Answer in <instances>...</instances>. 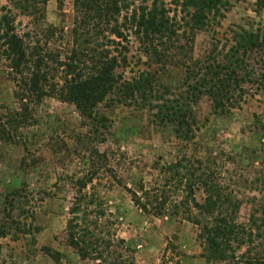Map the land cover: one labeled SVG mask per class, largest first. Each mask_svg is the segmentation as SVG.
<instances>
[{"label": "trees", "instance_id": "obj_1", "mask_svg": "<svg viewBox=\"0 0 264 264\" xmlns=\"http://www.w3.org/2000/svg\"><path fill=\"white\" fill-rule=\"evenodd\" d=\"M254 1L257 11L264 9V0ZM6 2L0 17V61L14 87L15 117L21 128L35 123V109L43 100L54 99L75 108L86 130L83 138L90 144L104 143L109 131L107 118L99 112L102 104L147 108L156 125L189 141L196 126L194 108L203 98L215 113H224L240 107L248 86L264 88V27L235 31L228 47L219 49V43H213L202 57L193 56L197 34L228 10L229 0H72L68 51L49 46L63 40V30L39 26L49 0ZM56 2L61 9L63 0ZM18 17L30 20L26 33H18ZM30 29L38 38L35 32L32 38ZM131 36L155 64L180 72L177 90L164 83L163 74L143 71L124 82L115 75ZM257 131L264 155V124ZM4 134L0 127V140ZM88 150L86 171L70 179L67 244L84 261L137 264L135 251L117 237L97 188L108 173L115 183L108 181L106 189L118 182L111 169L113 155ZM157 170L153 187L140 184L138 192L128 190L143 215L194 226L200 258L206 264H264V203L253 206L247 223H240L241 203L224 182L221 163L214 158L182 157ZM22 191H11L10 207L25 200ZM197 191L205 195L202 204L195 200ZM44 254L53 264H61L59 253L44 249Z\"/></svg>", "mask_w": 264, "mask_h": 264}, {"label": "rangeland", "instance_id": "obj_2", "mask_svg": "<svg viewBox=\"0 0 264 264\" xmlns=\"http://www.w3.org/2000/svg\"><path fill=\"white\" fill-rule=\"evenodd\" d=\"M56 1L49 0L43 7L39 26L63 30V40L49 46L68 51L72 0H63L61 9ZM229 2L228 10L209 29L197 34L194 58L202 57L213 43H219V49L228 47L235 31L254 32L264 27V9L257 11L254 0ZM3 7H7L6 0H0V17ZM29 22L18 17V33L29 31ZM123 58L115 71L123 82L143 71L166 75L164 83L174 91L182 82L177 69L155 64L132 36ZM248 87L240 107L224 113H215L203 98L194 108L196 126L189 141L177 139L170 129L156 125L147 108H108L102 104L99 112L107 118L109 131L104 143L90 144L83 138L86 130L75 108L54 99L43 100L35 109V123L21 128L15 117L18 103L13 98L14 87L0 61V127L5 131L0 140V264H53L44 249L59 253L61 264H96L74 253L65 230L73 197L70 179L86 171L88 149L92 148L113 155L111 169L118 182L106 189L108 181L115 183L108 173L97 188L117 237L135 251L136 263L206 264L200 258L194 226L170 217L143 215L131 202L128 190L138 192L140 184L145 189L153 187L158 167L182 157L214 158L222 164L224 182L241 203L238 220L246 224L251 208L264 203L263 138L257 131L264 124V88ZM13 189L23 190L25 200L10 207L7 202ZM204 199L202 191L195 192L198 203Z\"/></svg>", "mask_w": 264, "mask_h": 264}]
</instances>
